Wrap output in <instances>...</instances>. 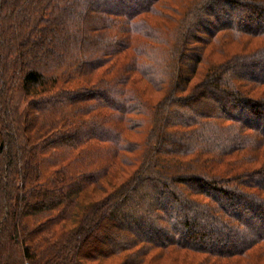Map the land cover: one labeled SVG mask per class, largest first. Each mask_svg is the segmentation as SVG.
Wrapping results in <instances>:
<instances>
[{
	"label": "trees",
	"instance_id": "16d2710c",
	"mask_svg": "<svg viewBox=\"0 0 264 264\" xmlns=\"http://www.w3.org/2000/svg\"><path fill=\"white\" fill-rule=\"evenodd\" d=\"M263 146L264 0H0V264H264Z\"/></svg>",
	"mask_w": 264,
	"mask_h": 264
},
{
	"label": "rangeland",
	"instance_id": "374dc122",
	"mask_svg": "<svg viewBox=\"0 0 264 264\" xmlns=\"http://www.w3.org/2000/svg\"><path fill=\"white\" fill-rule=\"evenodd\" d=\"M146 19H148V21L150 22V23H152V24H155V23H157L156 22V20L154 19V18H149V17H146ZM195 83V81H193V83L192 84H194ZM262 151L261 152H264V146H263V148L261 149ZM263 159V158H262ZM261 163H262V160H260V161H258V162H256V163H254V164H251V166H250V169L251 170H253V169H258V168H260L261 167ZM170 210H174V209H170ZM169 210V211H170ZM229 210V209H228ZM177 211V210H176ZM180 260H177V262H179ZM170 263V261H165V260H163V261H161V262H157V264H169ZM86 264H101V263H96V262H88V263H86ZM102 264H118V261H110V262H105V263H102Z\"/></svg>",
	"mask_w": 264,
	"mask_h": 264
}]
</instances>
